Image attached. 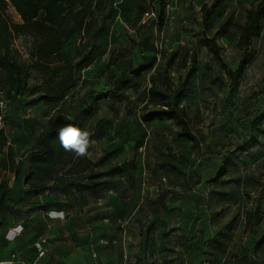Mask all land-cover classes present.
I'll list each match as a JSON object with an SVG mask.
<instances>
[{"label":"rangeland","instance_id":"obj_1","mask_svg":"<svg viewBox=\"0 0 264 264\" xmlns=\"http://www.w3.org/2000/svg\"><path fill=\"white\" fill-rule=\"evenodd\" d=\"M256 1L225 0L206 25L203 7L214 0H167L163 29L156 31L155 52L148 56L156 58L154 70H167L174 84L187 77L191 81L182 102L187 118L180 125L149 121L151 114L163 112L146 107L154 71L137 79L129 71L140 60L139 32L154 16L150 11L139 22V15L152 0H105L104 11L95 14L99 31L87 51L76 54V37L44 61L52 71L69 63L73 68V83L57 101L44 99V91L54 85L50 76L31 70L29 86L41 93L16 99L23 113L11 117L16 120L11 128L17 121L42 119L43 107L51 104V111L57 108L70 116L95 141L86 158L97 169L70 179L71 185L94 174L110 175L104 181L108 189L99 194L54 197L72 203L76 238L86 234L84 223L107 220L95 225L93 234L114 239L117 251L118 241L123 247L124 236L132 235V252L138 247L133 264H201L204 258L211 264H264L261 234L257 241L254 236V224L264 213V138L245 155L218 149L228 144V132L240 134L238 124L248 126L250 112L264 111V97L257 108L254 101L264 92V22L242 79L231 85L227 76L242 59L237 43ZM7 16L20 23L13 9ZM207 39L219 46L220 60L205 46ZM13 48L19 64L32 63V38H16ZM208 152L214 155H205ZM224 161L229 163L228 174L213 181ZM198 179L201 184L195 187Z\"/></svg>","mask_w":264,"mask_h":264},{"label":"trees","instance_id":"obj_2","mask_svg":"<svg viewBox=\"0 0 264 264\" xmlns=\"http://www.w3.org/2000/svg\"><path fill=\"white\" fill-rule=\"evenodd\" d=\"M224 1L214 0L209 8L203 7L206 25L209 24L210 18ZM166 5L167 0H152L150 8L141 10L139 22L143 20L144 15L150 16V11L154 16L144 23L139 32L140 60L129 71L134 79L154 71L152 84L147 90L146 107L159 108L163 112L151 114L149 121L168 120L180 125L187 118V112L182 106V102L190 91L191 81L187 77L184 80L179 79L174 84L167 70L164 72L158 69L154 70L156 58L148 56L155 52L152 40L156 31L161 32L163 29ZM9 9L16 12L20 23H15L8 18ZM104 9L105 0H0V92L3 93L8 104L21 97L32 98L41 93L37 87L29 86L33 69L50 76V81L54 82V85L51 89L44 91V99L57 101L73 83V68L69 63L63 70L52 71L44 64V61L60 53L65 44L76 37L80 40L76 54L80 56L86 52L90 45L88 43L95 38L99 31L95 14L102 13ZM263 22L264 0H257L248 9L245 23L239 35L237 47L242 53V59L235 71L227 73L231 85L237 84L242 79L251 58L249 51L252 43L262 35ZM18 37L33 39V49L30 54L32 63L29 65H21L15 60L13 46ZM147 44H150V47H147ZM205 46L216 60L221 59L220 48L215 41L207 39ZM63 71L64 74L61 75ZM58 77L59 79L55 82ZM262 97H264V92L254 96L256 108ZM85 116L87 118L91 116L90 110ZM4 118L7 116H3ZM69 123L79 127L77 122L58 109L49 115L46 127L38 142L24 152L19 161L16 151L9 144L4 128L0 127V156H2L0 170L13 174L15 183L22 181L27 188L25 192H21L22 195L38 196L50 184L72 188L74 185H71L70 179L85 175L96 168L93 162L86 157L77 158L73 152L65 151L61 147L58 131ZM237 128L240 134L235 131L225 135L228 144L218 147L220 153L245 155L257 148L264 138V111L257 112L254 109L250 112L248 126L243 127L238 124ZM205 155H214V153L208 152ZM228 172L229 163L224 161L213 181L219 182ZM107 177H110L108 173L94 174L93 177L84 178L76 187L92 192H102L108 189V182H104L108 179ZM200 184L201 179H198L194 186L197 187ZM11 193L12 188H10L9 182L2 181L0 183V218ZM159 200L160 198L156 200V206H158ZM158 211L160 212V210ZM262 227L264 228V213L261 214L259 222L254 224L256 241L261 234L259 245L264 243ZM197 236L198 234L194 239H197ZM205 262L211 264L208 258H204L201 264ZM249 264H251V260Z\"/></svg>","mask_w":264,"mask_h":264},{"label":"crops","instance_id":"obj_3","mask_svg":"<svg viewBox=\"0 0 264 264\" xmlns=\"http://www.w3.org/2000/svg\"><path fill=\"white\" fill-rule=\"evenodd\" d=\"M9 105L10 113L7 118L10 119L6 120L7 125L1 127L4 128L9 144L16 151L19 161L22 154L38 142L49 115L57 108L51 111V104H46L43 107L42 119L35 118L26 124L17 121L16 126L11 128V122L16 121L11 117H19L15 116V113L23 112L16 101H11ZM23 123L24 126L21 127ZM2 181L9 182L12 193L0 218V264H133L132 257L138 251V247L133 253L131 244L128 243L132 235L124 236L123 247L118 241L117 251L113 246L115 244L112 243L114 239L108 240L104 239V236L93 234L95 225L107 223V220H100L84 223L86 234L76 238L75 221L71 218L69 210L72 203L68 204L66 201L65 205L61 200L54 199L56 196L68 194L73 198L74 193L81 195L82 198H88L91 194L100 192L50 184L38 196L22 195L21 192H25L27 188L22 181L15 183L13 174L0 170V183ZM83 202L82 205H85L89 201ZM20 230L21 232H18ZM79 238L82 240L77 242ZM43 239L46 240L45 254L39 258L36 244Z\"/></svg>","mask_w":264,"mask_h":264},{"label":"clouds","instance_id":"obj_4","mask_svg":"<svg viewBox=\"0 0 264 264\" xmlns=\"http://www.w3.org/2000/svg\"><path fill=\"white\" fill-rule=\"evenodd\" d=\"M58 138L61 147L65 151L73 152L77 158L89 155V149L95 144L88 130L71 123L59 129Z\"/></svg>","mask_w":264,"mask_h":264},{"label":"built area","instance_id":"obj_5","mask_svg":"<svg viewBox=\"0 0 264 264\" xmlns=\"http://www.w3.org/2000/svg\"><path fill=\"white\" fill-rule=\"evenodd\" d=\"M7 105H8V101L5 99L3 93H0V124L2 123L3 116H4V114L6 113L5 111H6ZM50 217H51V216H50ZM18 232H21V230L18 231ZM45 243H46V240L43 239V240H41L40 242H38V243L36 244V249H37V251H38V257H39V258H40V257H43L44 254H45V250H44V245H45ZM112 243H113V244H116L115 241L112 242ZM105 244H108V242H105ZM94 257H96V255H94ZM204 264H210V263L205 262Z\"/></svg>","mask_w":264,"mask_h":264}]
</instances>
